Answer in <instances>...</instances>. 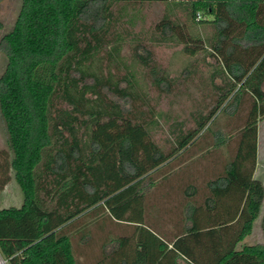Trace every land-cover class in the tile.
<instances>
[{"label": "trees", "instance_id": "1", "mask_svg": "<svg viewBox=\"0 0 264 264\" xmlns=\"http://www.w3.org/2000/svg\"><path fill=\"white\" fill-rule=\"evenodd\" d=\"M150 1L166 0H20L0 37L6 59L0 115L11 152L7 160L0 151V189L12 169L22 195L19 206L0 207L6 264H78L77 243L89 241L100 217L130 229L104 241L91 264H231L233 258L264 264V242L236 248L264 195L253 177L256 123L264 117V0H168L185 2L191 19L198 13L196 23L213 26L208 47L218 69L211 78L224 80L214 85V106L196 128H178L175 150L193 144L224 101L236 107L243 96L251 99L223 172L202 189L186 180L185 202L174 207L169 230L149 222L153 207L144 188L174 149L164 153L141 123L105 100L104 90L119 99L130 93L89 69L91 57L110 42L113 8ZM175 26L162 16L154 25L157 40L174 38ZM110 49L116 52L115 45ZM183 49L195 51L186 43ZM260 228L264 233V213Z\"/></svg>", "mask_w": 264, "mask_h": 264}, {"label": "rangeland", "instance_id": "2", "mask_svg": "<svg viewBox=\"0 0 264 264\" xmlns=\"http://www.w3.org/2000/svg\"><path fill=\"white\" fill-rule=\"evenodd\" d=\"M19 6L20 0H0V37L11 28ZM162 16L176 25V36L163 42L157 40L154 31V25ZM196 20L191 19L185 2L119 3L113 8V23L108 35L110 42L91 57L89 65L97 76L130 93L129 98L119 99L104 90L105 100L119 104L129 118L141 123L164 153L174 149L173 156L150 174V182L143 187L146 203L153 207L149 222L163 230H169L177 218L173 215L174 207L183 202L177 196L175 198V193L187 184L185 180L202 189L206 180L223 172L251 100L249 96H243L236 107H229L227 99L207 120L193 144L184 150H175L173 141L178 128L183 133L196 128V121L214 106L218 96L214 85H221L224 81L220 77L211 78V73L218 69L215 56L208 47L214 34L213 26L209 22L196 23ZM185 43L195 50L193 54L183 49ZM110 45H115L116 52L110 49ZM138 55L145 58L144 62ZM5 62V55L0 50V74ZM159 78L161 82H158ZM256 128L254 177L261 182L264 192V117L258 119ZM7 139L0 115V151H3L2 157L9 160L11 152ZM221 139L224 144H219ZM8 176V181L0 189V207H17L22 202L21 191L12 169L8 170ZM201 189L195 200L201 199ZM39 194L42 196V191ZM163 194L165 199L161 197ZM263 213L264 195L258 217L237 249L245 244L264 242L260 228ZM129 229L128 225L100 217L89 229V241L77 243L78 264H91L99 256L104 241L119 233H127ZM231 264L242 263L233 258Z\"/></svg>", "mask_w": 264, "mask_h": 264}, {"label": "crops", "instance_id": "3", "mask_svg": "<svg viewBox=\"0 0 264 264\" xmlns=\"http://www.w3.org/2000/svg\"><path fill=\"white\" fill-rule=\"evenodd\" d=\"M253 177H254V174H253ZM255 178V177H254ZM185 182H186V180H185ZM164 194H166V193H164ZM164 194L163 195H161V197L162 198H164ZM176 196H177V198L180 200V201H182L183 203L185 202V196H184V193H183V190L182 189H180V191H179V193L177 192V193H175V198H176ZM165 199V198H164ZM129 230H127V232H128Z\"/></svg>", "mask_w": 264, "mask_h": 264}, {"label": "built area", "instance_id": "4", "mask_svg": "<svg viewBox=\"0 0 264 264\" xmlns=\"http://www.w3.org/2000/svg\"><path fill=\"white\" fill-rule=\"evenodd\" d=\"M196 18H199V15L196 14ZM0 264H6V259H4L1 255H0Z\"/></svg>", "mask_w": 264, "mask_h": 264}]
</instances>
